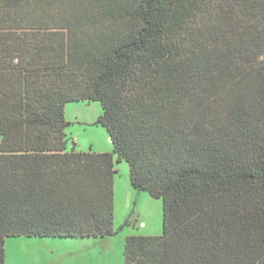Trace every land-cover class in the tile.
I'll use <instances>...</instances> for the list:
<instances>
[{
    "label": "trees",
    "instance_id": "obj_1",
    "mask_svg": "<svg viewBox=\"0 0 264 264\" xmlns=\"http://www.w3.org/2000/svg\"><path fill=\"white\" fill-rule=\"evenodd\" d=\"M99 103L112 153L78 152ZM162 203L124 264H264V0H0V264L114 236V164Z\"/></svg>",
    "mask_w": 264,
    "mask_h": 264
},
{
    "label": "rangeland",
    "instance_id": "obj_2",
    "mask_svg": "<svg viewBox=\"0 0 264 264\" xmlns=\"http://www.w3.org/2000/svg\"><path fill=\"white\" fill-rule=\"evenodd\" d=\"M99 103L81 102L65 106L70 125L66 135L78 152L112 153L108 134L94 126L101 116ZM114 236L103 239H58L18 237L5 241V264H124V242L129 236H161L162 203L145 192L133 190L129 167L114 164Z\"/></svg>",
    "mask_w": 264,
    "mask_h": 264
},
{
    "label": "crops",
    "instance_id": "obj_3",
    "mask_svg": "<svg viewBox=\"0 0 264 264\" xmlns=\"http://www.w3.org/2000/svg\"><path fill=\"white\" fill-rule=\"evenodd\" d=\"M75 147H76V146H75ZM75 150H76V148H75ZM89 151H91V150H89ZM89 151H88V152H89ZM91 152H92V151H91ZM98 153H104V152H98Z\"/></svg>",
    "mask_w": 264,
    "mask_h": 264
},
{
    "label": "water",
    "instance_id": "obj_4",
    "mask_svg": "<svg viewBox=\"0 0 264 264\" xmlns=\"http://www.w3.org/2000/svg\"><path fill=\"white\" fill-rule=\"evenodd\" d=\"M110 143H111V140L109 139Z\"/></svg>",
    "mask_w": 264,
    "mask_h": 264
}]
</instances>
